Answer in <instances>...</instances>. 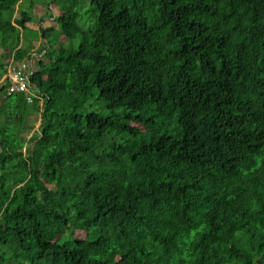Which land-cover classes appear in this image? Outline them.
I'll list each match as a JSON object with an SVG mask.
<instances>
[{"label":"trees","instance_id":"obj_1","mask_svg":"<svg viewBox=\"0 0 264 264\" xmlns=\"http://www.w3.org/2000/svg\"><path fill=\"white\" fill-rule=\"evenodd\" d=\"M27 1L0 0L34 70L0 83V264H264V0H53L35 55Z\"/></svg>","mask_w":264,"mask_h":264},{"label":"rangeland","instance_id":"obj_2","mask_svg":"<svg viewBox=\"0 0 264 264\" xmlns=\"http://www.w3.org/2000/svg\"><path fill=\"white\" fill-rule=\"evenodd\" d=\"M52 1L53 0H35L34 3H31L30 1H27L25 3L24 10H26L31 15V20L27 23L26 28L22 29L21 31L22 40L20 46L21 45L23 47L33 46L34 51H37V53L40 51V46L38 42L41 39L42 29L43 28L46 29L50 27L53 23H55L54 19L51 17L53 12L50 8V5L52 4L54 6V10L56 14L58 13L57 10L59 9L58 3ZM79 1L80 4L77 7V10L80 11L81 13L79 24L82 26H86V25L88 26V24H91V20L93 19L92 11H91L92 6L90 4V0H79ZM16 7H17V11L15 13V16L19 18L21 15L20 11L22 9V5L19 4ZM50 19H52V21ZM57 26L58 25L56 24V27ZM62 38L65 39L64 36ZM2 44L3 43L1 42V36H0V54L1 52L5 51ZM12 61H13L12 55L7 56L5 58H0V77L5 72L6 67L7 70H9L7 76H9V74L13 72L12 64H11ZM39 117L40 118H38L36 122L34 123L31 122L32 127L30 128L32 130L29 133L30 134L29 136H31L34 130L40 126L41 116L39 115Z\"/></svg>","mask_w":264,"mask_h":264},{"label":"built area","instance_id":"obj_3","mask_svg":"<svg viewBox=\"0 0 264 264\" xmlns=\"http://www.w3.org/2000/svg\"><path fill=\"white\" fill-rule=\"evenodd\" d=\"M32 73L33 71L31 70L30 63H22L18 69H13V72L8 76L11 82L9 89L7 90L8 93L31 91L32 83L30 81V75Z\"/></svg>","mask_w":264,"mask_h":264},{"label":"crops","instance_id":"obj_4","mask_svg":"<svg viewBox=\"0 0 264 264\" xmlns=\"http://www.w3.org/2000/svg\"><path fill=\"white\" fill-rule=\"evenodd\" d=\"M16 17V16H15ZM51 21H52V19H50ZM61 39L62 40H64L62 37H61ZM43 42V38L41 37V39L39 40V42H38V44H39V46L41 45V43ZM22 46V45H21ZM29 53H31V55H35V52H34V49H30V52ZM22 63H30V64H32V59L30 60V61H27V58L26 59H24V60H21V61H14V58H13V61H12V69H15V67H18L19 68V66H21L22 65ZM10 65V64H9ZM11 70V69H10ZM31 70L34 72V70L32 69V65H31ZM8 73H9V70H7V67H6V72L2 75V77L0 78V83L3 81V80H5L8 76ZM43 104V100L40 102V105H42ZM39 115L40 114H35V115H31L30 116V118H29V120L30 121H32V122H36L37 121V119L38 118H40L39 117ZM33 119V120H32ZM31 127H32V125H31ZM39 129V127L38 128H36L35 130H34V132L36 131V130H38ZM32 130V129H31ZM31 132V131H30ZM33 132V133H34ZM30 135V134H29ZM33 135V134H32ZM28 137H30V136H28Z\"/></svg>","mask_w":264,"mask_h":264},{"label":"clouds","instance_id":"obj_5","mask_svg":"<svg viewBox=\"0 0 264 264\" xmlns=\"http://www.w3.org/2000/svg\"><path fill=\"white\" fill-rule=\"evenodd\" d=\"M32 75V74H31ZM31 75H30V77H31ZM31 81V80H30ZM26 149H24V151H25Z\"/></svg>","mask_w":264,"mask_h":264}]
</instances>
